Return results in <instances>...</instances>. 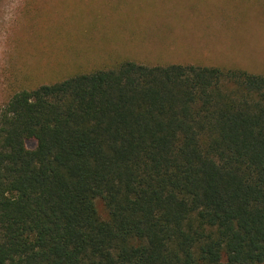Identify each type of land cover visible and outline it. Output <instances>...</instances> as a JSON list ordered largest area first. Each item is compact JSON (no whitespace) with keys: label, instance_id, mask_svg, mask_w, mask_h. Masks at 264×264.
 Wrapping results in <instances>:
<instances>
[{"label":"trees","instance_id":"16d2710c","mask_svg":"<svg viewBox=\"0 0 264 264\" xmlns=\"http://www.w3.org/2000/svg\"><path fill=\"white\" fill-rule=\"evenodd\" d=\"M0 264H264V74L127 60L14 94Z\"/></svg>","mask_w":264,"mask_h":264},{"label":"rangeland","instance_id":"374dc122","mask_svg":"<svg viewBox=\"0 0 264 264\" xmlns=\"http://www.w3.org/2000/svg\"><path fill=\"white\" fill-rule=\"evenodd\" d=\"M127 60L264 74V0H0V108Z\"/></svg>","mask_w":264,"mask_h":264}]
</instances>
